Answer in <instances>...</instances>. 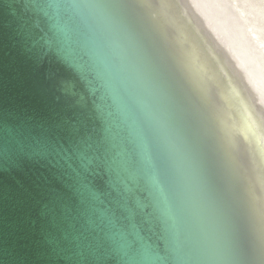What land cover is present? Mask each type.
<instances>
[{
    "label": "water",
    "instance_id": "95a60500",
    "mask_svg": "<svg viewBox=\"0 0 264 264\" xmlns=\"http://www.w3.org/2000/svg\"><path fill=\"white\" fill-rule=\"evenodd\" d=\"M200 38L179 0H0V264H264V151Z\"/></svg>",
    "mask_w": 264,
    "mask_h": 264
},
{
    "label": "bare ground",
    "instance_id": "6f19581e",
    "mask_svg": "<svg viewBox=\"0 0 264 264\" xmlns=\"http://www.w3.org/2000/svg\"><path fill=\"white\" fill-rule=\"evenodd\" d=\"M179 1L189 22L196 28L197 35L206 42L219 68L228 77L227 82L232 91L243 102L241 111L251 128L258 131L257 136L264 151V0ZM177 32L180 33L178 45L182 48V42L187 39L178 28ZM192 56L199 59L194 49ZM195 65L197 79L211 93L216 89L214 86H217L213 74L202 62ZM215 92L217 93V89ZM222 101L226 105V110L222 112L228 116L232 125L229 128L224 120L223 122L234 141L239 144V131H246L243 127L245 123H235L231 119V116L236 118L235 111L231 110L226 99ZM247 147L248 145L237 152L245 161L246 167L250 168L252 160L248 157Z\"/></svg>",
    "mask_w": 264,
    "mask_h": 264
}]
</instances>
